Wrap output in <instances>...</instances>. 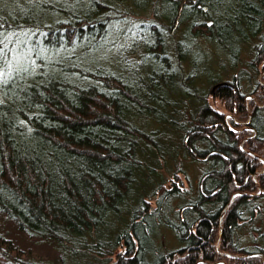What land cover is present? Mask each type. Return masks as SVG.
<instances>
[{"label": "trees", "instance_id": "obj_1", "mask_svg": "<svg viewBox=\"0 0 264 264\" xmlns=\"http://www.w3.org/2000/svg\"><path fill=\"white\" fill-rule=\"evenodd\" d=\"M261 171L264 0H0L1 262L261 264Z\"/></svg>", "mask_w": 264, "mask_h": 264}, {"label": "rangeland", "instance_id": "obj_2", "mask_svg": "<svg viewBox=\"0 0 264 264\" xmlns=\"http://www.w3.org/2000/svg\"><path fill=\"white\" fill-rule=\"evenodd\" d=\"M263 172V171H262ZM257 194V193H256ZM263 200V199H262ZM261 201V200H260ZM264 205V204H263ZM263 213H264V206H263ZM260 225H262V223L260 224ZM3 226H5V223L3 222ZM264 232V230L261 232V233H263ZM240 234H242V237H245V238H249V235H247L244 231H242ZM254 237H259V233L256 231V232H254V235H253ZM40 254H47V252H41ZM37 255V254H36ZM260 257H263V256H260ZM263 260V259H262ZM264 262V260L262 261V263ZM261 263V264H262ZM0 264H6V262H1L0 261ZM258 264H260V263H258Z\"/></svg>", "mask_w": 264, "mask_h": 264}, {"label": "water", "instance_id": "obj_3", "mask_svg": "<svg viewBox=\"0 0 264 264\" xmlns=\"http://www.w3.org/2000/svg\"><path fill=\"white\" fill-rule=\"evenodd\" d=\"M260 190H261V189H260ZM229 205H230V204H229ZM229 205L227 206V208H226L225 211L223 212L222 217H223V215L225 214L226 210L228 209ZM220 238H221V234H220Z\"/></svg>", "mask_w": 264, "mask_h": 264}, {"label": "flooded vegetation", "instance_id": "obj_4", "mask_svg": "<svg viewBox=\"0 0 264 264\" xmlns=\"http://www.w3.org/2000/svg\"><path fill=\"white\" fill-rule=\"evenodd\" d=\"M261 173H264V171L263 172L261 171ZM259 192L262 193V189L260 190L259 188ZM262 259L264 260V257H262ZM262 264H264V262Z\"/></svg>", "mask_w": 264, "mask_h": 264}]
</instances>
